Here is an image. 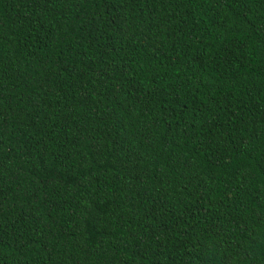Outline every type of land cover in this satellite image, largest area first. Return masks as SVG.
Segmentation results:
<instances>
[{
  "label": "trees",
  "instance_id": "trees-1",
  "mask_svg": "<svg viewBox=\"0 0 264 264\" xmlns=\"http://www.w3.org/2000/svg\"><path fill=\"white\" fill-rule=\"evenodd\" d=\"M0 264H264V0H0Z\"/></svg>",
  "mask_w": 264,
  "mask_h": 264
}]
</instances>
